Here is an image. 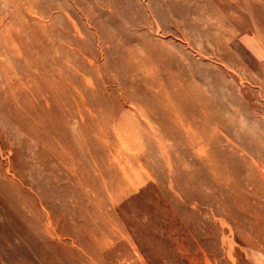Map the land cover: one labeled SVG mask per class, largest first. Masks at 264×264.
Instances as JSON below:
<instances>
[{"label":"rangeland","instance_id":"374dc122","mask_svg":"<svg viewBox=\"0 0 264 264\" xmlns=\"http://www.w3.org/2000/svg\"><path fill=\"white\" fill-rule=\"evenodd\" d=\"M24 23L28 32H22L40 29V43H55L48 45L54 63L74 81L65 82L73 98L65 103L60 93L59 100L64 110L78 109L68 117L78 161L70 169L29 136L0 126V264H264V0H0V27L17 32ZM138 35L165 44L169 56L215 98L218 118L206 111L209 120H185V141L173 132L176 120L165 121L166 132L141 113L137 103L147 94L123 83L113 64L109 43L137 46ZM0 42L1 52L3 34ZM8 61L0 53V64ZM79 91L105 99L112 94L125 115L109 114L112 101L100 110L83 104ZM130 122L137 123V145L130 142ZM193 123L199 143L190 140ZM78 151L87 156L83 164ZM217 151L243 159L251 170L238 162L228 179L209 171L206 157ZM116 153L126 168L100 172L97 163ZM136 156L150 164L140 167ZM83 165L91 166L92 177L78 178ZM116 174L119 180L111 183Z\"/></svg>","mask_w":264,"mask_h":264},{"label":"bare ground","instance_id":"6f19581e","mask_svg":"<svg viewBox=\"0 0 264 264\" xmlns=\"http://www.w3.org/2000/svg\"><path fill=\"white\" fill-rule=\"evenodd\" d=\"M11 13H12V11H11ZM6 19H8V18H6ZM28 26H29V24H27V23L22 24L21 28L17 32H12V31H10L9 28L0 27V38L2 37V34H3L4 43L6 44L5 48L2 49L0 53L2 55H5V57L9 58V61L7 64H2V65L0 64V75H1L0 76V122H1L0 126H2L3 123L9 124L10 127L15 130V133L16 134H18V133L22 134L24 136V139L27 136H29V138H32L37 143H39V145L43 146L47 150L49 155H51L52 157H55L59 162L63 163V165L69 166L71 169V168H74L75 163L78 161V159H76L78 157H75L76 150H77L78 146L76 144V140H74V138H73L74 133L70 129L68 117L75 114L78 111V109L76 108V109H65L64 110L63 108H61V104H60V100H59V94L61 93V99L65 103H66V98H68V97L73 98L72 92L70 91L68 86L65 84V82H66V79H69L72 82H74V81H73L72 76L69 73V71H65L66 69L64 70L63 68L58 70V65H55V63H54V60L56 59L54 57V52H52L48 48L49 44L44 45V44L40 43V35H42V33H40L41 32L40 29H38V31L36 33L31 34V35L29 33L22 32V30L28 32L27 31ZM136 39L139 40V43L137 46L131 45L127 40L125 42H123V41L110 42L109 45L111 47V52H113L112 55L115 58V62H113V64L117 67V69L122 74V75L120 74L121 81L123 83H126L128 81V83L130 85L136 87L140 91L141 90L145 91V93L147 94V97H144L145 100H143V101H141L142 99H138V98L134 97V99L141 101L140 103H137L138 104L137 108L141 110V113H146L147 115H151L154 118H156L159 123L160 122L162 123V125L160 124V126H162L161 128H163L166 132H169V130H168L167 126L163 125L165 123V121L166 120L168 121V119L176 120L177 124H176V128L174 129L173 132L178 133V136L179 135L181 136L182 141L186 140L185 136L182 137L184 135L183 126H185V124H183V123L185 120L187 121L189 118H191L193 116L196 117V115L204 116V117H206L207 120H209L210 117L207 115L206 111L208 113L213 112V116L216 115V117L218 118L217 107H216V103L214 100L215 98L208 96L206 94V92L203 90V88H201L199 85H197L192 80L188 70L186 69L184 64L180 62V60H177L175 57L172 58L171 56H169L168 48L166 47L165 44H163L159 41H152L149 38L143 37V36H141V37L139 36V38H136ZM0 44H1V42H0ZM54 44H50L49 46L53 47ZM65 51L66 50H64V55H70L68 53H65ZM35 54H37L38 56H35ZM13 57L18 58V59H22V61H20L18 63L13 62L12 61ZM45 65H47L48 68H45ZM172 67H175L176 72ZM12 71L14 72V74H11ZM17 72L20 73L21 75H17L16 74ZM192 72H194V74L196 73L195 71H192ZM71 87L73 88V86H71ZM74 90H75V87H74ZM78 94L80 95V99L83 102V104L87 103L88 105H90L93 108L98 109V110H100L101 108H106L105 104L108 103L109 101H112V104H115V102L113 101V95L112 94H110L107 99L103 98L102 96H97V95L85 97L83 95L84 93L82 91H79ZM124 96H126V95L124 94ZM119 97H120V95H119ZM113 107L115 109L113 111H110L109 114L113 115L115 113V110H118L119 113H122L123 115H125V112L121 109V107L117 106L116 104ZM104 114H105V112L103 113V115ZM112 118H114V117H112ZM115 120H117V119H115ZM105 121H106V119L103 120L104 124H105ZM193 121H195V120L193 119ZM196 121H197V119H196ZM200 121H203V120H200ZM108 122H111L113 125V121L108 120ZM106 124H107V122H106ZM195 124L196 123H193V126L190 124L192 126L191 129H195L193 132L194 134H192V132H191V135H192V137L190 138L191 141L192 140L197 141V140L201 139L200 138L201 136L199 135L200 133L197 131L198 129L196 128L197 124L196 125ZM203 124L204 123H202V125ZM114 125H115V123H114ZM135 125H137V123L130 122V124L126 126L127 128H129L130 138H131L130 142L133 145H137L135 132L132 131V129L134 130ZM119 127H120V125H119ZM197 127H198V125H197ZM121 128L124 129L125 126H121ZM199 128H201V127L199 126ZM148 129H149V127H148ZM107 130L109 131L110 128ZM200 130H202V129H200ZM185 131H187V130H185ZM97 132H98V130H97ZM187 133H189V132H187ZM0 134H1V129H0ZM96 135H98V134L96 133ZM116 135L118 136V134H116ZM168 136H170V135H168ZM98 138H100V137L98 136ZM120 140H123V139L121 138ZM25 142L26 141L23 140V143H25ZM119 142H117V143L119 144ZM193 142H195V141H193ZM201 142H203V141H201ZM190 143H192V142H190ZM118 144H117V147H118ZM123 144H125V143H123ZM26 145H29V144H26ZM85 147H87V146H85ZM189 147H190V145H189ZM128 148H130V147H128ZM187 149H189V148H187ZM85 150H88V149H85ZM201 150L204 151L202 148H201ZM231 151H233V150H231ZM0 152H1V148H0ZM131 152H133V151H131ZM207 152L209 153V150ZM78 153L82 154L81 151H78ZM127 154H128V151H127ZM204 155L206 156L207 154L204 153ZM112 156H113V158L107 157L106 160L103 159L102 160L103 163L101 161L99 163H97V166H98V169L100 172H103L105 167H107V166H112V170H115V172H117L116 170L119 167L121 169L126 168L124 166V164L122 165L120 163V160H118L116 158V157L119 158V156H117V153H116V155H112ZM139 156L142 157L141 155H139ZM139 156H136V159L139 162L140 167L143 168L146 165L150 164L149 159H145L144 162H142V161H140ZM38 157H39V155L37 152L35 154V158L37 159V161L40 159V158L38 159ZM85 157H87V156H85L84 154L81 155V158L79 159L81 164L84 163ZM91 157L93 158L94 156H91ZM91 157H90V159H91ZM198 157H199V155H198ZM221 157H223L224 159H222ZM126 160H128V159H126ZM221 160L225 161V163L223 164ZM252 160H253V157H252ZM238 162L241 164L240 168H243V169L245 168V169L251 170L250 167L248 166V164L243 159L236 157L233 154L224 152V151H221V152L217 151L213 155V158L209 157V156L206 157L207 169L211 172L213 171V172L218 173L217 174L218 176L222 173H225L227 179H228V176H230L229 174H231V177H232V170L235 167L236 163H238ZM256 163H258V162L256 161ZM126 164H127V161H126ZM129 164H131V162H129ZM191 164L193 165L194 163H191ZM259 167L261 168V166H259ZM259 167H258V170L260 172L262 171V173H263V168H262V170H260ZM5 170H6V172L11 173L10 172V166L7 165ZM135 170L136 169H132V171L136 172ZM91 171H92L91 166H84V169H82L80 171L81 176H78V178L81 177L80 179H85V178L92 177ZM137 172L134 174L137 175L139 173V172L138 173ZM127 173H128V171H127ZM151 174H152V172H151ZM245 174H246V172H245ZM255 174H256V171H255ZM187 178H189V177H187ZM216 178H217V176H216ZM244 179H246V178L244 177ZM117 180H119V177L116 174V176H113V179L110 182L116 184ZM140 181H139V183H143ZM190 181H191V179H190ZM244 182H245V180H244ZM249 183H251V182H249ZM204 184H208L211 187H214V183H211V182H205L204 181ZM252 184H253V182H252ZM124 186H125V184H124ZM24 187H26V186H24ZM231 187H234V186H231ZM203 188H205V187H203ZM240 188L239 189L237 188L238 192L240 191ZM206 192H207V190H206ZM213 192H214V190H213ZM221 194H222V192H221ZM158 195H159V192H158ZM234 195H235V193H234ZM240 195L242 196V194H240ZM215 196H213V197H215ZM219 198L221 199V197H219ZM166 202H167V200H166ZM169 204H170V202H169ZM240 204L242 205V207L244 206L246 208H251L248 200H241ZM224 206H225V204H224ZM215 210H218V209L215 208ZM257 210H259V209H257ZM254 211H255V209H254ZM252 212H253V210L251 211V213ZM259 212L260 211H258L257 213H259ZM100 213H101V211H100ZM222 213H224V212H222ZM143 215H145V214H143ZM260 215H262V217H264L263 214H260ZM105 220H106V218H105ZM236 220H238V219H236ZM262 220H263V218H262ZM231 221H232V219H231ZM256 221H255V223H256ZM219 222H221V221H219ZM228 225H230V224H228ZM232 225H231V227H232ZM144 226H146V225H144ZM244 228L247 230L246 227H244ZM221 229H222V227H221ZM237 229H239V228L237 227ZM240 230H242V229H240ZM236 233H240V231H238ZM240 235H242V234H240ZM245 235H246V233H245ZM262 236L264 237V235H262ZM220 237H221V235H220ZM243 240H244V238H243ZM249 243H251V242H249ZM259 245H260V243H259ZM241 247H243V246H241ZM153 248L154 247H152V249ZM235 250H236V248H235ZM232 252H234V251H232ZM248 252H250V251H248Z\"/></svg>","mask_w":264,"mask_h":264}]
</instances>
